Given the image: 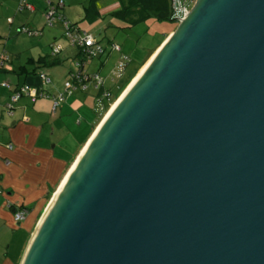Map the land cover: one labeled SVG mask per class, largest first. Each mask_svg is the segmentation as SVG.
<instances>
[{
  "label": "water",
  "instance_id": "water-1",
  "mask_svg": "<svg viewBox=\"0 0 264 264\" xmlns=\"http://www.w3.org/2000/svg\"><path fill=\"white\" fill-rule=\"evenodd\" d=\"M177 22L20 264H264V0H196Z\"/></svg>",
  "mask_w": 264,
  "mask_h": 264
},
{
  "label": "crops",
  "instance_id": "crops-1",
  "mask_svg": "<svg viewBox=\"0 0 264 264\" xmlns=\"http://www.w3.org/2000/svg\"><path fill=\"white\" fill-rule=\"evenodd\" d=\"M57 1L26 0L34 8L29 12L17 11L19 0H0V53L6 52L10 56V61L0 69V83H10L9 88L0 86V264H20L39 219L99 123L100 112L95 109L98 93L94 94L96 88L91 81L84 83L85 88L77 86L71 89L61 105L52 111L51 96L63 92L71 83L68 61L72 51L69 47L64 49V44L57 41L54 29L46 31L42 25L48 3ZM91 1L63 0L60 13L66 21L81 29L79 22L89 25L105 23L107 15L116 17L115 14L130 3V0H95V7L91 8ZM22 25L41 28L43 34L36 36V40L31 39L28 45L15 39L9 48H16V51L6 50L7 45L2 38L9 42L8 36L14 32L21 33L18 28ZM97 30H102V27ZM165 37L152 47L145 62ZM97 40L101 42L98 36ZM53 46L60 47L56 55L50 54ZM77 53L78 49L76 57ZM112 54L110 52L105 59L100 57L99 71L95 72L102 71L101 67L108 68ZM44 57L60 61L47 68L50 70L47 72L50 82L43 88L47 97L32 99L22 95L8 114L5 105L12 91L24 84L36 91L41 90L38 73L46 68L39 60ZM90 63L89 60L84 70L89 74L95 73L85 69ZM19 205L25 207L27 213L23 220L15 221L13 207Z\"/></svg>",
  "mask_w": 264,
  "mask_h": 264
},
{
  "label": "rangeland",
  "instance_id": "rangeland-1",
  "mask_svg": "<svg viewBox=\"0 0 264 264\" xmlns=\"http://www.w3.org/2000/svg\"><path fill=\"white\" fill-rule=\"evenodd\" d=\"M176 18H177V16L173 15L172 20L160 21L154 17H148V18H145V19H142V20H139V21H136L133 23L130 20L126 22V21H122L121 19H118L114 16L112 17L111 15H107L105 23H102V22L98 23L97 22L94 25H92V24L89 25V24H85L84 21L79 22V25L81 26L80 30L84 31L86 34L90 35L91 37H93L95 39H97V36H98L101 39V42H102L101 44L107 47L106 51L110 50L109 42H111L112 44H117L120 48V50H110V51H112L111 53H113L111 58H110V65L108 66L107 69H105V67H101L100 69H102V71L100 70V72H99L100 76L104 77L105 87H106V89L111 90L112 96H114L116 94L117 89H119L124 84L126 77L136 67L137 63L141 62L144 59V57L146 56V54H148V52H150L152 47L156 43H158V40H160L165 35L167 37L168 32H170V31L173 32L177 28L178 22L175 21ZM100 23H101V25H100ZM8 24H9V21H8ZM4 25H6V27H7L6 23H4ZM42 25H43V28L46 29V31L54 29L53 31L56 34L55 37H56L57 41L64 44V49H66L68 47H69V49H71L72 55L68 61L69 62V68H70L71 72L77 71L78 68L76 66V62L79 60V58L76 57L77 47L71 45L69 40L66 37H64V30H63L62 24L61 23L59 24V21L56 20L52 26H48L45 23L44 18L42 17ZM25 26H27L30 29H33L32 28L33 26H31V25H25ZM100 26L102 27V30H97V28ZM38 30H40L41 33L43 34V30L41 28H38ZM5 36H7V35H5ZM8 37L9 38L7 40H10V41L7 43L4 41L5 37L2 38L3 39L2 41L5 43V45H7L6 50L13 49L15 51H16V48H9L11 46L10 45L11 42L15 41V39H17V41H24L26 43V45H28L29 44L28 42L31 39L36 40V38H38V37H30L26 33H16V32H14L13 35L8 36ZM12 39H14V40H12ZM24 42H22V43L24 44ZM58 49L60 50V47H58ZM15 51H13V52L11 51V52L14 53ZM121 56H127L128 57V61H127L128 64H127V66H125L122 75L119 78H114L112 76V71L115 69V65L120 60ZM105 57H106V55L104 54L101 58L105 59ZM101 58L99 56V57H94V58L90 59L91 63L87 64L85 69L88 71L92 70L91 72L99 71L98 68L100 65V59ZM140 69L137 71V73L135 75H137L139 73ZM44 71L49 72L50 70H48L46 68ZM69 78L71 79L70 76H69ZM131 81L132 80H130V82ZM70 82H72V79L70 80ZM129 84H127L121 90V92L118 94V96L116 97L115 100H117V98L122 94V92L125 90V88ZM94 91H96L94 93L96 95L98 92L96 89ZM61 93H65V95H64V97H63V99L59 105H61V103L64 101L65 96L69 94L66 91V89ZM111 105H112V103H111ZM111 105L109 106V108L111 107ZM109 108H108V110H109ZM107 111H105V113H103L100 121L102 120V118L104 117V115L106 114Z\"/></svg>",
  "mask_w": 264,
  "mask_h": 264
},
{
  "label": "built area",
  "instance_id": "built-area-1",
  "mask_svg": "<svg viewBox=\"0 0 264 264\" xmlns=\"http://www.w3.org/2000/svg\"><path fill=\"white\" fill-rule=\"evenodd\" d=\"M171 13L172 15L177 16V20L184 17L191 7L195 4L196 0H169ZM63 7V0H58L56 3H48L46 10L43 13V18L45 23L48 26H52L56 20H60L63 25L64 37H66L71 45L76 46L78 51L81 53V56L78 57L79 60L76 62V66L78 68L77 71H72L69 73V76L72 79V82L66 88V91L69 92L71 89L76 88L77 86L85 88L84 83L87 81H91L93 86L98 90V94L95 98V109L100 112L104 106V102L109 101L111 97V93L108 89L105 88V79L101 77L99 73H86L84 70L85 64L94 57H99L104 54L105 47L103 46L99 40L91 37L86 34L84 31L80 30L79 27L72 25L66 21L60 13V9ZM28 10L29 12H33L34 8L32 5L28 4L26 0H19L17 11ZM11 21V20H10ZM18 31L21 33H26L28 36L36 37L40 36L42 33L38 29H30L25 25H22L18 28ZM110 50H120L117 44H110ZM59 49L56 46L51 47L50 54L56 55ZM10 61V56L8 53H0V69L4 65V63ZM128 57L121 56L120 60L115 65V69L112 71V76L114 78H119L124 68L127 64ZM39 79L41 81V90L36 91V89L31 88L27 84L20 86L18 89L12 91L9 97V101L5 105V110L8 114L12 112L13 105L15 102L19 100L22 95L30 96L32 99H35L38 96L47 95L43 93V88L50 82L47 72L41 71L38 73ZM113 80V79H112ZM0 86L9 88L10 83L3 81L0 83ZM65 93H58L54 96H51L52 101V111L54 112L56 107L60 104L64 97ZM111 103L109 104V106ZM14 220L21 221L24 219L27 209L21 205L14 207Z\"/></svg>",
  "mask_w": 264,
  "mask_h": 264
},
{
  "label": "trees",
  "instance_id": "trees-1",
  "mask_svg": "<svg viewBox=\"0 0 264 264\" xmlns=\"http://www.w3.org/2000/svg\"><path fill=\"white\" fill-rule=\"evenodd\" d=\"M90 7H95V0L91 1ZM171 7H170V1L169 0H130V3L127 7H125L123 10L119 11L115 14L116 17H119L121 19H126L125 21H132L133 23L148 17H154L157 20L163 21V20H172L171 18ZM75 25V24H72ZM76 26V25H75ZM100 42V41H99ZM101 43V42H100ZM111 42H109L110 45ZM104 46V45H103ZM107 47H105L104 54L107 56L110 52V50L106 51ZM104 54L100 55L103 56ZM77 56L80 57L81 53L78 51ZM150 56L149 54H146L144 59L141 62H138L136 67L128 74L126 77L124 84L117 89L116 94L112 96V92L110 89H108L111 93V97L109 101L104 102V106L102 108V111H100L99 114V121L101 119V116L105 111L108 110L109 104L113 103L118 96V94L121 92V90L130 82V80L135 76L137 71L141 68V66L145 63L147 58ZM39 62H42V66L45 68H50L52 66H55L56 64L60 63L59 60H56V58L49 59L47 57L41 58ZM128 64V63H127ZM126 64V66H127ZM71 71H69L70 73ZM13 207V211H14Z\"/></svg>",
  "mask_w": 264,
  "mask_h": 264
},
{
  "label": "bare ground",
  "instance_id": "bare-ground-1",
  "mask_svg": "<svg viewBox=\"0 0 264 264\" xmlns=\"http://www.w3.org/2000/svg\"><path fill=\"white\" fill-rule=\"evenodd\" d=\"M157 51V50H156ZM156 51L154 52V54L151 56V58L141 67V69H140V71H139V73L137 74V75H135V77L132 79V81L130 82V84L129 85H131L133 82H134V80L139 76V74L144 70V68L149 64V62L153 59V57H154V55H155V53H156ZM129 85L126 87V88H128L129 87ZM123 93H124V91L122 92V94L120 95V96H122L123 95ZM119 98V97H118ZM118 98H117V100H115L114 101V103H112V105H111V107L109 108V110L106 112V114L104 115V117L102 118V119H104L106 116H107V114L110 112V110L114 107V105L118 102ZM120 99V98H119ZM102 121V120H101ZM84 151V149L82 150V152ZM81 152V153H82ZM80 153V154H81ZM75 165V164H74ZM74 165L71 167V169L74 167ZM71 169L68 171V173L66 174V176H65V178H64V180L66 179V177H67V175L69 174V172L71 171ZM64 182V181H63Z\"/></svg>",
  "mask_w": 264,
  "mask_h": 264
}]
</instances>
